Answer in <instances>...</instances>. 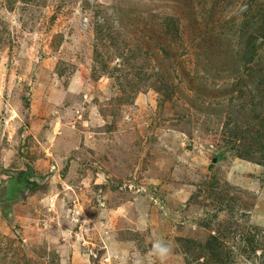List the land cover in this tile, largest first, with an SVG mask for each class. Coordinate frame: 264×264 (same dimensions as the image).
Masks as SVG:
<instances>
[{
	"label": "rangeland",
	"instance_id": "374dc122",
	"mask_svg": "<svg viewBox=\"0 0 264 264\" xmlns=\"http://www.w3.org/2000/svg\"><path fill=\"white\" fill-rule=\"evenodd\" d=\"M250 3L0 0V264H264Z\"/></svg>",
	"mask_w": 264,
	"mask_h": 264
},
{
	"label": "trees",
	"instance_id": "16d2710c",
	"mask_svg": "<svg viewBox=\"0 0 264 264\" xmlns=\"http://www.w3.org/2000/svg\"><path fill=\"white\" fill-rule=\"evenodd\" d=\"M250 1L252 4L254 3V0H249V3H250ZM260 25H261L260 31H257V30H255V31H257V33L261 36L259 38L255 37V43L251 44V41L248 42L247 47L244 48L241 52V60L244 62L246 61V62L243 65L240 64V67L246 66V64H248V67H249L248 72L249 73L247 72V74L244 76V78H243V76L239 75L238 81L233 86V88L235 90H238L241 93V95L244 97H247L246 94H251L253 96L255 94V95H258L259 97H262V98H259V103L256 106H258L260 108L262 114H264V107L262 104V102L264 101V18L262 19V23H260ZM258 39H260V40H258ZM237 75H238V73H237ZM249 83L256 86L254 88L257 91V93L252 94V92H250L248 90H247L248 93H244L243 91H240V90H242L240 85H245V87H246ZM251 98H254V97L251 96ZM262 127L263 126L261 125L260 128H262ZM19 183H21L22 187L26 186V183L22 179H21V181L18 182V184ZM19 189H22V188L19 187ZM7 208H8V206L5 207V209H7ZM211 245H212V241L207 244L206 248H208ZM210 248L212 249V246L209 247L208 249H210ZM212 251H215V249H213Z\"/></svg>",
	"mask_w": 264,
	"mask_h": 264
},
{
	"label": "clouds",
	"instance_id": "9594fccd",
	"mask_svg": "<svg viewBox=\"0 0 264 264\" xmlns=\"http://www.w3.org/2000/svg\"><path fill=\"white\" fill-rule=\"evenodd\" d=\"M169 253H170V247L166 243L162 241H158L153 245L152 255L157 256L162 261L167 258ZM137 264H142V261L138 260Z\"/></svg>",
	"mask_w": 264,
	"mask_h": 264
},
{
	"label": "water",
	"instance_id": "95a60500",
	"mask_svg": "<svg viewBox=\"0 0 264 264\" xmlns=\"http://www.w3.org/2000/svg\"><path fill=\"white\" fill-rule=\"evenodd\" d=\"M215 162H216V160H214ZM0 202H1V200H0Z\"/></svg>",
	"mask_w": 264,
	"mask_h": 264
}]
</instances>
